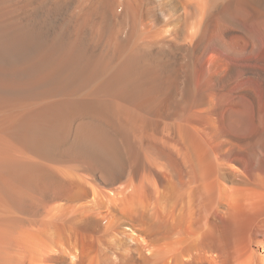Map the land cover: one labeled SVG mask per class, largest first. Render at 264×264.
<instances>
[{"label":"bare ground","instance_id":"obj_1","mask_svg":"<svg viewBox=\"0 0 264 264\" xmlns=\"http://www.w3.org/2000/svg\"><path fill=\"white\" fill-rule=\"evenodd\" d=\"M0 264H264V0H0Z\"/></svg>","mask_w":264,"mask_h":264}]
</instances>
